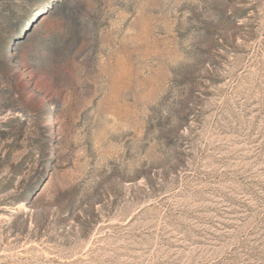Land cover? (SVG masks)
<instances>
[{
	"label": "rangeland",
	"instance_id": "1",
	"mask_svg": "<svg viewBox=\"0 0 264 264\" xmlns=\"http://www.w3.org/2000/svg\"><path fill=\"white\" fill-rule=\"evenodd\" d=\"M0 264H264V0H0Z\"/></svg>",
	"mask_w": 264,
	"mask_h": 264
}]
</instances>
